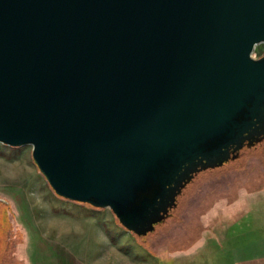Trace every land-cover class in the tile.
<instances>
[{
    "label": "water",
    "instance_id": "water-1",
    "mask_svg": "<svg viewBox=\"0 0 264 264\" xmlns=\"http://www.w3.org/2000/svg\"><path fill=\"white\" fill-rule=\"evenodd\" d=\"M258 42L264 0H0V142L142 235L264 138Z\"/></svg>",
    "mask_w": 264,
    "mask_h": 264
},
{
    "label": "rangeland",
    "instance_id": "rangeland-1",
    "mask_svg": "<svg viewBox=\"0 0 264 264\" xmlns=\"http://www.w3.org/2000/svg\"><path fill=\"white\" fill-rule=\"evenodd\" d=\"M263 52L264 42H258L251 53ZM30 149V144L0 142V264H156L158 256L190 243L198 258L204 256L202 264H216L215 213L231 205L225 203L237 195L238 184L244 194L252 189L248 182L264 179L262 138L243 146L236 157L196 171L165 217L136 235L108 206L56 194ZM180 257L174 260L183 264Z\"/></svg>",
    "mask_w": 264,
    "mask_h": 264
},
{
    "label": "crops",
    "instance_id": "crops-1",
    "mask_svg": "<svg viewBox=\"0 0 264 264\" xmlns=\"http://www.w3.org/2000/svg\"><path fill=\"white\" fill-rule=\"evenodd\" d=\"M248 183L252 188L250 191L242 194L238 184L237 195L232 197L231 202L225 201V204L231 205H222L215 213L216 236L219 237L216 264H264V179ZM244 188L241 187V190ZM257 202L261 203L259 207ZM192 244L178 246L164 257L157 255L156 264H179L174 260L179 256L183 257V264H202L204 256L201 254L198 258L195 244Z\"/></svg>",
    "mask_w": 264,
    "mask_h": 264
},
{
    "label": "built area",
    "instance_id": "built-area-1",
    "mask_svg": "<svg viewBox=\"0 0 264 264\" xmlns=\"http://www.w3.org/2000/svg\"><path fill=\"white\" fill-rule=\"evenodd\" d=\"M255 46V45H254ZM251 55H252V53H251ZM252 56H254V55H252Z\"/></svg>",
    "mask_w": 264,
    "mask_h": 264
},
{
    "label": "bare ground",
    "instance_id": "bare-ground-1",
    "mask_svg": "<svg viewBox=\"0 0 264 264\" xmlns=\"http://www.w3.org/2000/svg\"><path fill=\"white\" fill-rule=\"evenodd\" d=\"M252 52V51H251Z\"/></svg>",
    "mask_w": 264,
    "mask_h": 264
}]
</instances>
